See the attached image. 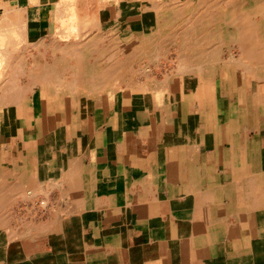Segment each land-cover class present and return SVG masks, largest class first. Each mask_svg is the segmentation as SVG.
Wrapping results in <instances>:
<instances>
[{
	"label": "crops",
	"instance_id": "obj_1",
	"mask_svg": "<svg viewBox=\"0 0 264 264\" xmlns=\"http://www.w3.org/2000/svg\"><path fill=\"white\" fill-rule=\"evenodd\" d=\"M172 11L220 52L180 74L170 42L145 74ZM0 29V264H264V0H0Z\"/></svg>",
	"mask_w": 264,
	"mask_h": 264
},
{
	"label": "bare ground",
	"instance_id": "obj_2",
	"mask_svg": "<svg viewBox=\"0 0 264 264\" xmlns=\"http://www.w3.org/2000/svg\"><path fill=\"white\" fill-rule=\"evenodd\" d=\"M100 1V0H99ZM102 1V0H101ZM79 2V1H78ZM98 2V1H97ZM115 2H116V0H115ZM205 2V1H204ZM222 2V1H221ZM57 5L59 4V2L58 3H56ZM72 4V3H71ZM81 4V3H80ZM219 4V3H218ZM61 5V4H60ZM60 5H59V7H60ZM62 5H64V2H63V4ZM83 5V4H82ZM116 5V4H115ZM152 5V4H151ZM67 6V5H66ZM85 6V5H84ZM174 6V5H173ZM208 6L209 5H207V3L205 2L203 5H202V8L203 9H200L199 8V10H206V9H208ZM212 6V8H213V4L211 5ZM56 7V6H55ZM78 7V6H77ZM216 8H217V6H215ZM76 8V7H75ZM75 8H73L72 7V10H74ZM80 8V7H79ZM197 8V7H196ZM64 9V8H63ZM67 9H68V7H67ZM66 9V10H67ZM155 9V8H154ZM172 9V8H171ZM65 9H64V11H66ZM69 10V9H68ZM80 10V9H79ZM193 10H195V9H193ZM214 10V9H213ZM213 10H211V11H213ZM62 11V10H61ZM60 11V12H61ZM83 11V10H82ZM210 11V12H211ZM215 11V10H214ZM16 12V11H15ZM60 12H57V13H60ZM68 12H70V10L69 11H67V13ZM74 12V11H73ZM221 12V11H220ZM64 13V12H63ZM66 13V12H65ZM72 13V12H71ZM85 13V12H84ZM153 13V12H152ZM155 14H157L156 12H154ZM216 12H214V14H215ZM22 14V13H21ZM74 14V13H73ZM79 14V13H78ZM197 14V13H196ZM200 14V13H199ZM205 14V13H204ZM208 14H209V11H208ZM207 14V15H208ZM60 15H61V13H60ZM84 15V14H83ZM174 15H175V12H170V13H167V15H165V13H162V15H156V17H154L153 19H151V21H150V23H151V25H150V27H149V29L147 30V31H149V33L146 35V36H148L149 38H155V40L157 39V40H159L160 41V39H158V38H161V39H163L164 38V36H166L164 39H166V41H164V40H162L163 42H166V44H163V45H161L160 44V42L158 41L157 43H159V45H156V44H154V49L156 50V54H157V56H151V57H156V59L154 60L153 58V60H147V58H146V60L144 59H140V60H135L136 61V64H138L139 66H137L136 64V66H137V68L138 67H140L141 68V71H142V68L144 69L145 67H147V65H149V64H151V63H153L154 61L156 62V60H157V57H158V53L159 54H161V56L163 55V57L165 58L167 55V52L169 51L168 49L169 48H165V47H169L170 45H168L170 42H172V46L174 45H176L177 46V49H176V52H177V59H176V70L175 71H178L179 73L181 72V73H186V70L188 71L190 68H195V67H201V65H202V62H203V60L202 59H204V57H206V56H208V54H209V56H211V58H213V56H215L217 53H219L220 51V49H221V45L222 44H220V42H219V40H218V37H216L215 35H218V31H215V30H218V29H215V30H213V29H209V28H207L206 26H205V22L203 23L204 24V26L203 25H201V26H203L202 27V30H200V31H198V32H196L197 30L194 28H192L191 26H189L188 25V27H183V29H182V31H181V29L179 30V31H177L178 33H177V35L174 33V30L172 29V30H170V32H168V33H166L165 34V29L172 23L171 21L172 20H174ZM186 15V14H185ZM191 15V14H190ZM193 15V14H192ZM191 15V16H192ZM212 15V14H211ZM210 14H209V17L211 16ZM218 15H222V14H218ZM224 15V14H223ZM57 16H59V15H57ZM62 16V15H61ZM63 16H64V14H63ZM62 16V17H63ZM68 16V15H67ZM74 16V15H73ZM123 16V15H122ZM194 16H196V15H194ZM219 16V17H220ZM226 16V15H225ZM60 17V16H59ZM83 17V16H82ZM85 17V16H84ZM197 17V16H196ZM209 17H207V16H203V18H202V20L201 21H207V20H212L211 18H209ZM212 17V16H211ZM214 17V16H213ZM23 18V17H22ZM67 18V17H66ZM185 18V17H184ZM189 18V17H188ZM214 18H216V15H215V17ZM213 18V19H214ZM64 19V18H63ZM62 19V20H63ZM71 19H73L74 20V17H72ZM192 19V18H191ZM196 19H198V18H196ZM195 19V20H196ZM217 19V18H216ZM19 20V19H18ZM59 20V19H58ZM186 20H187V18H186ZM22 21V20H21ZM60 21V20H59ZM24 22V21H23ZM56 22V21H55ZM58 22V21H57ZM56 22V23H57ZM61 22V21H60ZM64 22V21H63ZM69 22H70V20H69ZM73 21L71 20V22L70 23H72ZM196 23H197V25H199V23L196 21ZM201 23V22H200ZM210 23H212V22H209V24ZM216 23H217V20H216ZM18 24H20V23H18ZM61 24H62V22H61ZM67 24V23H66ZM75 24V23H74ZM193 24V23H192ZM207 24V23H206ZM68 25V24H67ZM137 25H138V23H137ZM2 26V25H1ZM16 26V25H15ZM20 26V25H19ZM63 26H65V25H63ZM70 26V25H69ZM69 26H67V32L69 33V31H68V27ZM135 26V25H134ZM182 26H184V25H182ZM17 27V26H16ZM21 27V26H20ZM20 27H19V29H20ZM75 27V26H74ZM132 27V26H131ZM142 27V26H141ZM192 29H191V28ZM208 27H210V26H208ZM4 28V27H3ZM22 28V27H21ZM57 30L59 29L60 30V28L58 27H55ZM65 28V27H64ZM136 28V27H135ZM177 28V27H176ZM200 28V27H199ZM11 29V28H10ZM9 29V30H10ZM13 29V28H12ZM18 29V30H19ZM99 29V28H98ZM131 29V28H130ZM129 29V30H130ZM17 30V29H16ZM56 30V31H57ZM62 30H63V28H62ZM71 30V29H70ZM96 30V29H95ZM122 30V29H121ZM138 30V29H137ZM142 30V29H141ZM192 30H196L195 31V33H193V31ZM5 31V30H4ZM8 31V30H7ZM20 31V30H19ZM24 31V30H23ZM55 31V30H54ZM110 31V30H109ZM131 31V30H130ZM146 31V30H145ZM0 32H1V29H0ZM10 32H12V31H10ZM14 32V31H13ZM13 32H12V34H13ZM2 33H4V32H2ZM14 33H16V32H14ZM57 33V32H56ZM56 33H55V36H57L56 35ZM58 33H59V31H58ZM65 33V32H64ZM73 33V32H72ZM96 33H98V32H96ZM101 33V32H100ZM100 33H99V35H100ZM107 33V32H106ZM146 33V32H145ZM54 34V33H53ZM60 35L61 34H63L62 32L61 33H59ZM66 34V33H65ZM1 35V34H0ZM6 34H4V36H5ZM14 35H17V34H14ZM21 35V34H20ZM59 35V36H60ZM64 35V34H63ZM67 35V34H66ZM65 35V36H66ZM107 35V34H106ZM4 36H3V38H4ZM11 36H13V35H11ZM10 36V37H11ZM18 36V35H17ZM16 36V37H17ZM62 36V35H61ZM64 36V37H65ZM101 36V35H100ZM208 36H210V38H212L213 36H215V43H214V45H213V48H212V45H209V42L207 43V42H205V43H202V44H200L199 42H197L199 39V37L201 38H203L204 37V39H205V41L207 40H211L210 38L208 39ZM8 37V36H7ZM58 37V36H57ZM106 37V36H105ZM108 37V36H107ZM110 37H112L111 35H110ZM15 38V37H14ZM24 38V37H23ZM59 38V37H58ZM195 38H197V39H195ZM214 38V37H213ZM1 39V42H2V38H0ZM10 39V38H9ZM8 39V40H9ZM18 39V38H17ZM67 39V38H66ZM99 39V38H98ZM97 39V37H96V41L98 40ZM105 39V38H104ZM107 39V38H106ZM238 39V38H237ZM12 40V39H11ZM15 40V39H14ZM101 40V39H100ZM100 40H98V42L100 41ZM144 40V39H143ZM154 40V39H153ZM176 40H178L177 42V44L175 43V41ZM201 40V39H200ZM214 40V39H213ZM217 40V41H216ZM64 41V40H63ZM104 41V40H103ZM110 41V40H109ZM10 42V41H9ZM57 42H58V40H57ZM93 42L94 43H96L94 40H93ZM97 42V43H98ZM101 42V41H100ZM110 42H112V41H110ZM118 42V41H117ZM162 42V43H163ZM168 42V43H167ZM17 43H18V41H17ZM20 43V42H19ZM102 43V42H101ZM113 43V42H112ZM111 43V44H112ZM1 44V43H0ZM23 44H24V42H23ZM67 44V43H66ZM66 44H65V47H66ZM71 44V43H70ZM77 44V43H76ZM76 44H74L72 47H76L77 48V46H76ZM206 44H208V45H206ZM234 44V43H233ZM13 45V44H12ZM11 45V46H12ZM56 45H57V43H56ZM68 46L67 47H69L70 46V50H71V45H69V44H67ZM78 45V44H77ZM88 45V44H87ZM91 45V44H90ZM108 45V44H107ZM114 44H112V46H113ZM118 45V44H117ZM1 46V45H0ZM10 46V47H11ZM35 46V45H34ZM63 46V45H62ZM62 46H59V48H61V50H62V52H63V47ZM93 46V45H92ZM99 46V45H98ZM102 46V45H101ZM105 46V45H104ZM111 46V45H110ZM111 46V47H112ZM171 46V47H172ZM2 47H4V46H2ZM1 47V48H2ZM55 47V46H54ZM58 47V46H57ZM74 47V48H75ZM80 47V46H79ZM78 47V48H79ZM85 47H86V45H85ZM90 47V46H89ZM96 47V46H95ZM147 47H148V45H147ZM207 47V48H206ZM223 47V46H222ZM226 47H228V46H226ZM231 47V46H230ZM8 48V47H7ZM13 48V47H12ZM16 48V47H15ZM40 48V47H39ZM43 48V47H42ZM45 48V47H44ZM94 48V47H93ZM99 48V47H98ZM102 48H104L103 46L101 47V49ZM106 48V47H105ZM108 48V47H107ZM106 48V49H107ZM150 48V47H149ZM173 48V47H172ZM18 49V48H17ZM55 49V48H54ZM54 49H52L53 51H54ZM57 49V48H56ZM66 49H68V48H66ZM65 49V50H66ZM88 49V48H87ZM95 49H97V48H95ZM154 49H153V51H154ZM12 50H14V49H12ZM39 50V49H38ZM69 50V51H70ZM81 49H79V50H75V53L76 54H79V52L78 51H80ZM94 50V49H93ZM113 50V49H112ZM119 50H121V49H119ZM118 50V51H119ZM139 50H141V51H145V49H142V48H140ZM17 51H19V50H17ZM55 51H57V50H55ZM59 51V50H58ZM74 51V50H73ZM104 51V50H103ZM110 51V50H109ZM147 51V50H146ZM148 51H150V49L148 50ZM157 51H159L158 53H157ZM174 51V50H173ZM219 51V52H218ZM24 52H25V50H24ZM39 52V51H38ZM67 52V51H66ZM65 51L63 52V54L64 53H66ZM78 52V53H77ZM152 52V51H151ZM171 52V50L169 51V53ZM240 52V51H239ZM18 53V52H17ZM61 53V52H60ZM74 53V54H75ZM91 53V52H90ZM95 53V52H94ZM100 53V52H99ZM103 53V52H102ZM101 53V54H102ZM113 53V52H112ZM117 53V52H116ZM131 53V52H130ZM141 53V52H140ZM147 53V52H146ZM146 53H144V54H146ZM31 54V53H30ZM62 54V53H61ZM80 54H82L81 52H80ZM79 54V55H80ZM139 54V53H138ZM149 54V53H148ZM154 54V53H153ZM173 54L174 53H172V56H173ZM65 55H67V54H65ZM71 55V54H70ZM73 55V54H72ZM100 55V54H99ZM105 55V54H104ZM110 54H108L107 56H105V57H108ZM175 55V54H174ZM227 55V54H226ZM26 56V55H25ZM27 56H28V54H27ZM31 55H29V57H30ZM58 56V55H57ZM98 56V55H97ZM102 56V55H101ZM112 56V54L110 55V57ZM119 56L120 55H118V57L117 58H119ZM123 56V55H122ZM130 56L131 55H129L128 57L130 58ZM144 55H142V56H138L137 55V57H141V58H145V57H143ZM146 56H148V55H146ZM171 56V57H172ZM218 56V55H217ZM238 56V55H237ZM13 57H15V56H13ZM28 57V58H29ZM32 57V56H31ZM30 57V58H31ZM55 57H56V54H55ZM62 57H63V55H62ZM89 57H91V56H89ZM104 57V58H105ZM133 57V56H132ZM136 57V56H135ZM151 57H150V59H151ZM175 57V56H174ZM232 57V56H231ZM12 58V57H11ZM25 59H26V57H24ZM23 58V59H24ZM57 58V57H56ZM64 58V57H63ZM70 58V57H69ZM72 58V57H71ZM70 58V59H71ZM75 58V57H74ZM76 58H78L77 56H76ZM103 57H102V59H104ZM161 58V57H160ZM170 58V57H169ZM219 58V57H218ZM237 58V57H236ZM23 59H21V60H23ZM65 59V58H64ZM69 59V60H70ZM81 59H83V58H81ZM87 58H85V60H86ZM107 59H110V58H107ZM124 59V58H123ZM128 59V58H127ZM166 59V58H165ZM16 60V59H15ZM34 60V59H33ZM55 60V59H54ZM101 60V59H100ZM104 60H106V58L104 59ZM120 60V59H119ZM119 60H117V61H119ZM125 60V59H124ZM232 60H234V59H232ZM232 60H231V62H232ZM36 61V60H35ZM56 61V60H55ZM78 61V60H77ZM88 61V60H87ZM86 61V62H87ZM109 61V60H108ZM110 61H112V58H111V60ZM108 62V63H110L111 65H112V63H114V62H116L115 60H113L114 62ZM127 61V60H126ZM135 61L133 62V63H135ZM163 61V60H162ZM170 61V63H174L175 62V60H169ZM227 61V60H226ZM25 62H26V60H25ZM24 62V63H25ZM29 63H30V61H28ZM51 62H52V60H51ZM72 62V61H71ZM79 62V61H78ZM100 63H102L103 61L101 60V61H99ZM106 62V61H105ZM158 62V61H157ZM243 62V61H242ZM23 63V62H22ZM27 63V62H26ZM25 63V64H26ZM28 63V64H29ZM35 63V62H34ZM46 63V62H45ZM50 63V62H49ZM48 63V64H49ZM60 63H61V61H60ZM66 63H67V61H66ZM65 63V64H66ZM87 63H90V62H87ZM122 63V62H121ZM132 63V64H133ZM169 63V62H168ZM205 63V62H204ZM203 63V64H204ZM246 63V62H245ZM27 64V65H28ZM37 64V63H36ZM44 64V63H43ZM54 64V63H53ZM53 64H51V65H53ZM62 64V63H61ZM60 64V65H61ZM65 64L63 65V67L65 66ZM69 64H70V61H69ZM72 64V63H71ZM78 65H79V63H77ZM82 64V63H81ZM92 64V63H91ZM109 64V65H110ZM123 64V63H122ZM131 64V67L133 66ZM22 66V64L20 63L19 64V66ZM30 65V64H29ZM56 65H58V64H56ZM75 65V64H74ZM108 65V66H109ZM111 65H110V67H111ZM159 65H160V63H159ZM195 65V66H194ZM20 66V67H21ZM33 66V65H32ZM49 66V65H48ZM91 66H93V65H91ZM113 66H114V64H113ZM123 66V65H122ZM151 66V65H150ZM150 66H148L149 68H150ZM174 66V65H173ZM241 66V65H240ZM50 67V66H49ZM53 67H54V65H53ZM62 67V68H63ZM74 67V66H73ZM79 67V66H78ZM80 67H81V65H80ZM80 67L78 68L79 70H80ZM83 67V66H82ZM126 67V66H125ZM251 67V66H250ZM22 68V67H21ZM24 68V67H23ZM31 69L33 68V67H30ZM36 68H38V66L36 67L35 66V71H36ZM41 68L43 69L44 67L43 66H41ZM50 68H52V67H50ZM56 68V67H55ZM61 68V67H60ZM86 68V67H85ZM85 68H84V70H85ZM93 68V67H92ZM98 68V67H97ZM99 68H100V66H99ZM98 68V69H99ZM102 68H104V67H102ZM115 69H116V71H117V68L116 67H114ZM122 68V67H121ZM128 68V71H129V66L127 67ZM156 68H158V67H156ZM161 68V67H160ZM243 68V67H242ZM260 68V67H259ZM40 69V68H39ZM78 69H76L77 70V72H82L81 70L79 71ZM83 69V68H82ZM146 69V68H145ZM159 69V68H158ZM172 69V68H171ZM255 69H256V66H255ZM20 70V69H19ZM23 70V69H22ZM26 70H28V68H26ZM32 70H34V69H32ZM31 70V71H32ZM88 70V69H87ZM103 70H105V69H103ZM102 70V71H103ZM126 70V69H125ZM132 70V69H131ZM134 70V69H133ZM196 70H197V68H196ZM40 71H42L41 69H40ZM57 71H59L58 69H57ZM63 71V70H62ZM66 71V70H65ZM73 72H74V68H73V70H72ZM89 71V70H88ZM88 71H86V73L88 72ZM102 71H99V73L100 72H102ZM135 71H138V72H140L138 69H136ZM135 71H133L134 73H135V75H137L136 74V72ZM147 71H148V69H147ZM150 71V70H149ZM244 71V70H243ZM29 72H30V69H29ZM55 72V71H54ZM53 72V73H54ZM67 72V71H66ZM126 72V71H125ZM143 72V71H142ZM164 72V71H163ZM174 72V71H173ZM177 72V73H178ZM1 73V72H0ZM19 73V72H18ZM27 73V72H26ZM31 73V72H30ZM29 73V74H30ZM33 73H35L34 71H32V73L31 74H33ZM38 73V72H37ZM44 73V72H43ZM59 73V72H58ZM65 73V72H64ZM68 73H71V71L69 72V70H68ZM83 73H84V71H83ZM98 73V74H99ZM103 73H105V71H103ZM122 73H123V71H122ZM128 73V72H127ZM132 73V72H131ZM143 73H145V72H143ZM143 73L141 74V75H143ZM152 73V72H151ZM155 73V72H154ZM180 73V74H181ZM201 73V72H200ZM22 74V73H21ZM20 74V75H21ZM25 74V71H23V75ZM50 74V73H49ZM76 74V73H75ZM88 74H90V72L88 73ZM106 74V73H105ZM105 74H101V77L102 76H104ZM116 74V73H115ZM140 74L138 75V76H140ZM145 74H147V73H145ZM145 74L143 75V76H145ZM2 75V74H1ZM19 75V76H20ZM23 75H21V76H23ZM27 75V74H26ZM25 75V76H26ZM34 75H36V74H34ZM48 75V74H47ZM63 75V74H62ZM68 75H70V74H68ZM80 75V74H79ZM94 75V74H93ZM122 75H126L125 73L124 74H122ZM128 75V74H127ZM126 75V76H127ZM153 75V74H152ZM158 75V74H157ZM4 76V75H3ZM45 76H46V74L44 75V76H42V77H44L45 78ZM55 76V75H54ZM58 76H60L59 74H58ZM58 76H57V78H58ZM83 76V75H82ZM91 76V75H90ZM113 76H114V74H113ZM131 76V75H130ZM129 76V77H130ZM155 76V75H154ZM167 76V75H166ZM24 77V76H23ZM29 77V76H28ZM31 77V76H30ZM35 77V76H34ZM42 77H40V78H42ZM62 77V76H61ZM64 77V76H63ZM68 77V76H67ZM95 77V76H94ZM93 77V78H94ZM104 77H106V76H104ZM122 77V76H121ZM128 77V78H129ZM132 77V76H131ZM130 77V78H131ZM150 77V76H149ZM148 77V78H149ZM55 78V77H54ZM57 78H55L56 80H60V79H57ZM60 78V77H59ZM75 78V77H74ZM92 78V77H91ZM92 78V79H93ZM97 78V77H96ZM99 78H100V76H99ZM103 78V77H102ZM106 78H108V76L106 77ZM106 78L105 79H103V80H106ZM120 78V77H119ZM118 78V79H119ZM126 78V77H125ZM134 78V77H133ZM141 78V77H140ZM48 79V78H47ZM70 79V78H69ZM85 79V78H84ZM87 79H89V77H88V75H87V77H86V81H87ZM95 79V78H94ZM98 79V78H97ZM113 78L111 77V80H112ZM136 79H138L137 78V76H136ZM18 80V79H17ZM32 80V82L35 80V81H37L38 79L36 78H34V79H31ZM62 80V79H61ZM70 80H72V79H70ZM102 80V81H103ZM139 80V79H138ZM140 80H145V79H143V77H142V79H140ZM24 81H25V79H24ZM34 81V82H35ZM64 80H62V82H63ZM86 81H84V82H86ZM95 81V80H94ZM102 81H100L101 83H102ZM115 81V80H114ZM122 81V80H121ZM125 81V80H124ZM131 81V80H130ZM129 81V82H130ZM17 82V81H16ZM18 82H19V80H18ZM23 82V81H22ZM40 82V81H39ZM44 82V81H43ZM68 81L66 80V83H67ZM82 83H83V80L81 81ZM80 82V83H81ZM91 82H93V80L91 81ZM99 82V83H100ZM132 82V81H131ZM130 82V83H131ZM138 82H140V81H138ZM165 82H166V80H165ZM28 83H30V80L28 81ZM36 83V82H35ZM54 83V82H53ZM52 83V84H53ZM69 83H72L71 81L69 82ZM89 83V82H88ZM98 83V82H97ZM98 83V85H99V87H101L102 85H104V84H99ZM136 83H137V81H136ZM17 83H15V85H16ZM75 83H72V85H74ZM93 84V83H92ZM91 84V85H92ZM94 84H95V82H94ZM109 83H107V85H108ZM110 84H113V82L112 83H110ZM118 84H119V82H118ZM118 84H116L115 83V85H118ZM140 84V83H139ZM20 85V84H19ZM19 85H18V87H19ZM30 85V84H29ZM33 85H35V84H33ZM41 85V84H40ZM57 85H58V83H57ZM60 85V84H59ZM57 86L58 88L59 87H61V85H62V83H61V85L60 86ZM65 85V84H64ZM68 85V84H67ZM80 85V84H79ZM90 85V86H91ZM96 85V84H95ZM101 85V86H100ZM131 85V84H130ZM129 85V86H130ZM141 85V84H140ZM0 86H2V85H0ZM27 86H28V84H27ZM50 86V85H49ZM53 86H54V84H53ZM63 86V85H62ZM104 86H106V85H104ZM104 86L102 87V89H105L104 88ZM113 86V85H112ZM112 86H108L109 88H111ZM134 86H136V84L134 83ZM143 86H145L144 84H143ZM5 87V86H4ZM14 87V86H13ZM17 87V86H16ZM29 87V86H28ZM33 87V86H32ZM45 87H47L46 85H45ZM52 87V86H51ZM76 87V86H75ZM84 87V86H83ZM91 87H93V86H91ZM98 87V86H97ZM123 87V86H122ZM133 87V85L130 87V88H132ZM155 87V86H154ZM24 87H22V85L20 86V88H16V90H17V92H19L18 91V89H23ZM66 88V87H65ZM67 88H70V89H68V93L71 91L72 92V89L74 88V86H72V88H71V86H67ZM134 88V87H133ZM137 88H139V87H137L136 86V89ZM143 88V90H145L144 89V87H142ZM141 87L139 88V89H142ZM151 88V87H150ZM27 89V88H26ZM25 88H24V90H26ZM30 89V88H29ZM54 89L56 90L57 88L56 87H54ZM76 89H78V88H76ZM79 89H81V88H79ZM94 89V88H93ZM112 89V88H111ZM123 89H125V88H123ZM138 89V90H139ZM161 89V88H160ZM165 89V88H164ZM4 90H5V88H4ZM73 90H75V89H73ZM85 91H87L86 89H84ZM96 90V89H95ZM135 90V89H134ZM158 90V89H157ZM167 90V89H166ZM29 91V90H28ZM54 91V90H53ZM82 91H83V89H82ZM85 91H83V93L85 94ZM98 91H100L101 92V89L99 88V90ZM97 91V92H98ZM103 91H106V89L105 90H103ZM111 90L109 89V92H110ZM125 91V90H124ZM123 91V92H124ZM128 91H130V90H128ZM132 91V90H131ZM137 91V90H136ZM141 91V90H140ZM146 91V90H145ZM154 91V90H153ZM22 92V93H21ZM21 94H24V93H26V92H24L23 93V91L21 90ZM92 92H94V91H89V94H91L90 96H92ZM139 92V91H138ZM142 92V91H141ZM149 92V91H148ZM156 92V91H155ZM154 92V93H155ZM27 93H29V92H27ZM51 93V92H50ZM49 93V94H50ZM88 93V92H87ZM99 93V92H98ZM131 93H133V92H131ZM130 93V94H131ZM167 93V92H166ZM64 94V93H63ZM104 94V93H103ZM52 95H53V93H52ZM107 95H109V93L107 92ZM22 96V95H21ZM20 96V97H21ZM89 96V95H88ZM87 96V97H88ZM129 96V95H128ZM69 97H71V96H69ZM2 98V97H1ZM22 98V97H21ZM24 98V97H23ZM4 99V98H3ZM20 99V98H19ZM55 99V98H54ZM58 99H61V98H58ZM108 99H112L110 96H108ZM157 99V98H156ZM3 101V100H2ZM52 101V100H51ZM162 101V100H161ZM1 103V102H0ZM3 103V102H2ZM3 105V104H2ZM5 106V105H4ZM110 118V117H109ZM137 142H138V140H137ZM141 147V146H140ZM69 158V157H68ZM73 159V158H72ZM68 161V160H67ZM65 163V162H64ZM15 176V178L17 177L16 175H14ZM19 178V177H18ZM57 178V177H56ZM63 178V177H62ZM17 179V178H16ZM59 179V178H58ZM59 180H61V179H59ZM16 181H18L19 182V180L17 179ZM13 182H15V181H13ZM62 182V181H61ZM16 183V182H15ZM4 184H5V182H4ZM3 184V185H4ZM58 185H60L59 183H57ZM62 184V183H61ZM54 185V184H53ZM64 184H62V186H63ZM0 186H2V185H0ZM5 186V185H4ZM56 186V185H55ZM3 187V186H2ZM49 187H51V186H49ZM53 187V186H52ZM4 188V187H3ZM62 188V187H61ZM60 188V189H61ZM14 189V188H13ZM12 189V190H13ZM16 189V188H15ZM18 189H19V187H18ZM42 189V188H41ZM40 189V190H41ZM5 191H6V189H4ZM12 190H11V192H12ZM40 190H37L38 191V193H40L39 191ZM43 190V189H42ZM70 190V189H69ZM5 191H4V194L3 195H5L6 193H5ZM23 191H24V189H23ZM22 191V192H23ZM57 191V190H56ZM16 192V191H15ZM77 192V191H76ZM13 194H14V192H12ZM11 193V194H12ZM24 193H25V191H24ZM33 193V192H32ZM44 193H45V190H44ZM75 193V192H74ZM10 194V193H9ZM12 194V195H13ZM17 194H19V193H17ZM26 194V193H25ZM24 194V195H25ZM35 194V193H34ZM36 194H37V192H36ZM41 194V193H40ZM46 194V193H45ZM63 194V193H62ZM73 194V193H72ZM77 194H79V193H77ZM21 195V194H20ZM31 195V194H30ZM47 195V194H46ZM69 195V194H68ZM81 195V194H80ZM1 196H2V193H1ZM6 196V195H5ZM31 196H33V195H31ZM43 196V195H42ZM57 196V195H56ZM8 197V196H7ZM69 197V196H68ZM35 198V197H34ZM46 198V197H45ZM70 198V197H69ZM0 199H1V197H0ZM3 199V198H2ZM9 199V198H8ZM7 199V200H8ZM12 200H13V198H12ZM21 201H23V200H21ZM12 202H14V201H12ZM1 204H3L4 203V201H3V203H2V201L0 202ZM9 203V202H8ZM8 203H6V204H8ZM45 203V202H44ZM46 204V203H45ZM41 205H44L43 203L41 204ZM9 206V205H8ZM7 209V208H6ZM11 209V208H10ZM19 209V208H18ZM33 209V208H32ZM50 210V209H49ZM53 212V211H52ZM57 212V211H56ZM1 214V213H0ZM5 214H6V212H5ZM9 215V214H8ZM6 216V215H5ZM26 217V216H25ZM6 218H8V217H6ZM3 219V218H2ZM22 219H23V216H22ZM48 219H49V217H48ZM7 220V219H6ZM9 220V219H8ZM11 220V219H10ZM9 220V221H10ZM20 220V219H19ZM59 220V219H58ZM9 221H7V222H9ZM11 221H13V220H11ZM3 224H2V223ZM7 222H5V225L7 224ZM14 222V221H13ZM53 222H54V220H53ZM60 222V221H59ZM0 223L2 224V227H4L5 228V226H3L4 225V220L3 221H1L0 220ZM24 224H25V222H24ZM31 224V223H30ZM33 224V223H32ZM37 224V223H36ZM40 224V223H39ZM58 224V223H57ZM9 225V224H8ZM7 225V226H8ZM1 226V225H0ZM26 226V225H25ZM54 226V225H53ZM2 227H1V230H2ZM9 227H10V225H9ZM24 227V226H23ZM22 228V227H21ZM25 229V228H24ZM34 229V228H33ZM5 231V230H4ZM38 231V230H37ZM15 232V231H14ZM27 232V231H26ZM9 233V232H8ZM24 233V232H23ZM25 234V233H24ZM13 235V234H12ZM12 235H11V237H12ZM27 235V234H26ZM9 238H10V235L8 236ZM30 237V236H29ZM13 239V238H12ZM9 241V240H8Z\"/></svg>",
	"mask_w": 264,
	"mask_h": 264
},
{
	"label": "rangeland",
	"instance_id": "obj_3",
	"mask_svg": "<svg viewBox=\"0 0 264 264\" xmlns=\"http://www.w3.org/2000/svg\"><path fill=\"white\" fill-rule=\"evenodd\" d=\"M174 46V45H173Z\"/></svg>",
	"mask_w": 264,
	"mask_h": 264
}]
</instances>
